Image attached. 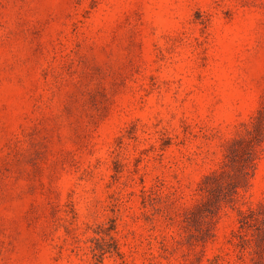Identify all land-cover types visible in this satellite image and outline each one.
I'll list each match as a JSON object with an SVG mask.
<instances>
[{"label":"rangeland","instance_id":"1","mask_svg":"<svg viewBox=\"0 0 264 264\" xmlns=\"http://www.w3.org/2000/svg\"><path fill=\"white\" fill-rule=\"evenodd\" d=\"M0 264H264V0H0Z\"/></svg>","mask_w":264,"mask_h":264}]
</instances>
